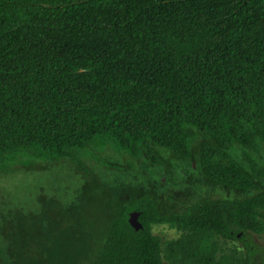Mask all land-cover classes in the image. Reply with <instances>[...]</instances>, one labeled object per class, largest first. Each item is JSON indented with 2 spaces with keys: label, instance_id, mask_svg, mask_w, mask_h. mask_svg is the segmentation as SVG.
Returning <instances> with one entry per match:
<instances>
[{
  "label": "trees",
  "instance_id": "1",
  "mask_svg": "<svg viewBox=\"0 0 264 264\" xmlns=\"http://www.w3.org/2000/svg\"><path fill=\"white\" fill-rule=\"evenodd\" d=\"M26 150L79 176L37 199L74 243L0 212V264H262L264 0H0V170Z\"/></svg>",
  "mask_w": 264,
  "mask_h": 264
},
{
  "label": "rangeland",
  "instance_id": "2",
  "mask_svg": "<svg viewBox=\"0 0 264 264\" xmlns=\"http://www.w3.org/2000/svg\"><path fill=\"white\" fill-rule=\"evenodd\" d=\"M83 156L89 164L95 165L102 171V177L111 178L115 176L119 180H123L122 177L124 175L121 176L119 174L116 176L112 170L108 172V169L104 168L105 166L101 163L102 161L110 160L113 163L121 162L123 166L127 164L125 159L112 150L109 145L106 144L103 147L89 146ZM46 161L47 159L43 157H34L28 150L16 154L13 160L5 159L3 161L5 167L3 168L4 170H0V212L5 213L10 212L11 209H17L16 213L27 216L25 225H30L32 230L29 226H26L24 230H20L23 231L25 239L29 240L31 236L27 246L31 249H48L49 253L42 251L41 255L44 258L52 259L57 257L56 251L60 249L57 247L73 246L74 240L71 234L59 228L57 212L53 209H50L48 212L49 216H51V223L47 224L45 212L41 210L42 208L37 207L39 204L37 199H40L42 196L47 199L59 189L63 190L62 195L68 191L66 196L68 197L69 192L78 184L79 176H73L69 168H59L55 164H51L50 168L45 169V172L34 168L36 164H45ZM124 177L126 178V176ZM212 194L214 195V192ZM30 207L34 208L31 209ZM28 215H31L30 217L33 218H30ZM38 222H40V225ZM28 230L31 231L28 232ZM153 231L163 239L172 238L177 235L174 229L166 228L165 226L159 229L154 228ZM255 240L264 246V234L255 236ZM222 245L229 247L236 246L237 244L223 242ZM68 256L71 258L70 255ZM262 264H264V260Z\"/></svg>",
  "mask_w": 264,
  "mask_h": 264
},
{
  "label": "flooded vegetation",
  "instance_id": "3",
  "mask_svg": "<svg viewBox=\"0 0 264 264\" xmlns=\"http://www.w3.org/2000/svg\"><path fill=\"white\" fill-rule=\"evenodd\" d=\"M163 181H164V178L162 179ZM205 186V185H204ZM175 191V190H174ZM201 192H202V190H200V189H197V188H195V189H193L192 188V195H193V197L195 198L196 197V195H201ZM204 192L205 193H209V194H212L213 192H214V188H213V186L212 185H210V186H205L204 187ZM215 193V192H214ZM136 212V211H135ZM138 215H139V212H138ZM137 220H138V216H137ZM155 227H153V228H156V229H159V228H161V227H163V226H165L166 228H170V227H168L167 225H164V224H156V225H154ZM170 229H172V228H170ZM238 237L240 236V234H238L237 235Z\"/></svg>",
  "mask_w": 264,
  "mask_h": 264
},
{
  "label": "water",
  "instance_id": "4",
  "mask_svg": "<svg viewBox=\"0 0 264 264\" xmlns=\"http://www.w3.org/2000/svg\"><path fill=\"white\" fill-rule=\"evenodd\" d=\"M138 212L132 211L129 213L128 221L132 227L138 229L141 227V224L137 220Z\"/></svg>",
  "mask_w": 264,
  "mask_h": 264
}]
</instances>
